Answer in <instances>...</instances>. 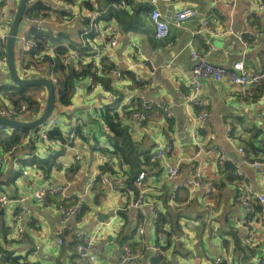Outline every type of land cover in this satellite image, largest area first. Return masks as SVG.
I'll use <instances>...</instances> for the list:
<instances>
[{"label":"crops","instance_id":"crops-1","mask_svg":"<svg viewBox=\"0 0 264 264\" xmlns=\"http://www.w3.org/2000/svg\"><path fill=\"white\" fill-rule=\"evenodd\" d=\"M90 1L93 4L96 0ZM258 1L264 2L173 0L159 3V9L170 26L169 35L163 40H157L152 35V25L148 20L149 4L143 0L127 1L130 6L126 9L129 12L136 10L138 13V31H123L110 55L106 53L102 57L123 72L122 80L108 75L109 87L117 94H113L100 82H92L89 77H82L76 80L69 103L56 101L53 111L57 116V124L53 127L60 129L63 136L70 138L72 142L67 146L51 139L46 142L32 132L27 145L8 152L3 142L5 136L12 132L8 129L0 131V192L11 198L25 197V203L31 211V221L25 225L23 234L18 236L14 218L16 203L12 201L8 207L0 208L3 210L0 214V251L17 257L21 262L24 260L35 264H115L121 254L122 244L119 240L124 237L125 243H129L137 255L135 264H152L156 258L153 256V247L156 246L164 264H215L217 256H223V261L219 264H245L256 257H264V202L255 201L253 213L246 218L247 225L253 231V237L250 251H245V259L237 251L234 252L233 242V235L236 233L241 244H245L244 228L237 223L244 215L243 207L236 200L237 194L241 190H249L252 195L264 193V167L250 166L236 151L238 146H243L250 152L252 159L264 161L262 150L257 156L255 150L246 144L251 137V131L257 130L259 132L253 143L257 148H264V116L259 115V112L264 110V83L258 88L248 86L244 94H239L238 88L226 79L218 82L205 80L202 95L208 99L206 108L209 115L204 125L195 120V108L178 96L179 90L186 92L188 87L189 70L193 62L189 55L191 48L207 53L208 59L215 64L230 66L234 61L242 60L249 70L255 71L262 67L264 17L260 20L259 17L253 16L251 19L254 28L258 27L261 21L259 40L243 47L237 39L245 29L244 17L249 10L256 8ZM59 4H51L58 18H67L71 13L77 12L76 8L72 10L70 6ZM75 4L82 14L88 15L92 11L87 9L81 0ZM144 6H148L146 12L143 10L146 20L141 18L139 12ZM187 7L195 9L197 16L177 24L174 21V13ZM14 10V4L6 9L7 20L13 17ZM203 19L207 21V25L197 33ZM20 26L19 31L26 34L33 29L30 24ZM5 28L6 22H0V31H5ZM42 28L52 35H60L62 44L72 42L79 47L84 41L81 36V24L76 17L61 23L46 21ZM214 32L220 34L214 35ZM78 50L81 53V61L92 56L83 54L81 49ZM143 59L151 61L152 66L140 64ZM77 61L73 63L75 66ZM136 75L142 82L135 81ZM9 82L7 67L0 65V84ZM257 91L261 94L255 98ZM45 94L44 89L36 92L35 99L41 108L44 106ZM119 94L123 97V104L125 103L121 121L123 125H127L129 135L137 147L138 159L144 162L147 157L146 164H143L139 172L146 168L150 170L142 185L146 204L139 218L133 209L127 207L129 200L139 193V188L133 181L136 194L130 189H125L123 181L129 173V167L121 163L116 154H112V140L115 139L110 140L107 137L111 132L99 113L97 114L100 108L112 102ZM140 96L145 100L169 106L171 118L166 120L162 111L154 108L145 112L146 120L143 125L136 126L126 112L130 109L142 110L140 100L135 99ZM0 97L13 105L1 93ZM78 126L84 138L77 134ZM231 126L233 130L230 133L231 130L227 128L231 129ZM25 136L26 133H21L16 143ZM195 142L203 147L197 159L194 158ZM167 143L171 145L172 150L158 161L149 162L152 150ZM61 149L63 152L56 156L60 168L53 165L48 177L36 165L23 163L31 156L46 158ZM219 153L235 164V170L241 172V176L234 174L235 179L221 189L215 185L222 177L220 164L217 162ZM76 154L81 156L80 161L75 164L76 169L71 172L62 168L60 163L70 162ZM176 161H180L179 174L175 179H170L165 168L168 163ZM102 165L111 169L106 170L104 174L120 180L117 187L96 183L87 188L91 176L103 173L100 170ZM22 168L28 169L26 178L25 175L19 174L13 179L12 173ZM196 169H199L205 178L213 180L215 189L210 195L203 193L199 187H176L177 183L190 179ZM44 184L65 187L62 195L48 198L49 206L32 199L33 191ZM95 195H98V204L93 203ZM166 195L169 217L177 222L179 230L175 226L171 231L166 224L165 232L158 235L155 241V225L152 223L154 214L150 206L155 205L156 212H164L162 197ZM77 199L82 202V210L83 205L87 209L69 219V229L63 230V242L58 245L56 231L62 224L58 206ZM256 206L259 210H255ZM98 212L108 215V218L97 220ZM138 227H142L141 233ZM75 229L95 234L94 262L79 259L74 255V251L68 248V243L73 240L72 231ZM168 233L171 237L169 243ZM63 244L66 245V250L60 255ZM56 259L59 261L56 262Z\"/></svg>","mask_w":264,"mask_h":264},{"label":"built area","instance_id":"built-area-1","mask_svg":"<svg viewBox=\"0 0 264 264\" xmlns=\"http://www.w3.org/2000/svg\"><path fill=\"white\" fill-rule=\"evenodd\" d=\"M37 1V0H28L27 5H30V2ZM43 5L44 9L40 10V14L38 16L31 15L27 9L24 10L20 25L30 24L32 25L33 29L36 31L43 30L42 24L46 21H53L55 23H61L63 21L69 20L71 17H76L81 24V36L84 39L83 43L79 44L77 49L70 48L67 46V52L61 56V62L64 65L68 63H74L76 60H80L81 53L79 48L84 47V45L88 46V53L92 56L88 57V59H83V61L90 62L91 65L96 69L97 73L101 74V60L102 57L106 55H110L111 50L117 45L119 36L122 35L123 30L119 27L118 23L113 20H106L100 18L99 15L102 11L114 7L116 9L126 8L130 6L127 0H118L111 3L106 4H98L97 1H93V10L88 14H82L79 10V7L75 3L67 2L65 0H39ZM149 4L148 9V20L152 25V35L157 40H163L168 37L170 32L169 23L164 18L163 14L159 9V3H167L173 0H143ZM18 0H1L0 4V22H6V30L0 31V47L2 43H5L7 31L9 29V25L11 23L12 17L6 19V9L14 4L16 7V3ZM52 2L63 4L67 7H71L72 10L76 8V13H71L66 17L58 18L56 13L54 12V6L51 8ZM59 4V5H60ZM27 8V7H26ZM73 12V11H72ZM197 11L193 8L187 7L183 8L174 13V21L178 24L184 22L186 20H190L197 16ZM253 16L262 18L264 17V2L258 1L256 4V8L254 10H249L247 15L244 17V27L245 29L242 30L240 35L237 36L239 42L243 45V47H248L253 42L259 40L261 35V21L259 26L254 28L251 23V19ZM261 20V19H260ZM201 27L196 31L199 33L201 28L207 25V21L205 19L201 20ZM19 25V27H21ZM226 32V31H225ZM220 33L214 32V35H219ZM88 35H91L90 37ZM17 39L18 44L15 47L14 51V58L18 72L21 76L25 78L29 77H48L50 80L56 84L57 78L51 72H48L42 64L33 65L29 63L32 60L39 59L43 54H48L51 57L54 56L53 48L48 47L45 51H39L34 49V41L31 37L30 32L28 34L22 33L21 31L17 32ZM137 53L139 51L137 49ZM88 55V54H87ZM189 55L192 59V65L189 70V82L186 92L178 91V96L182 97L193 106L196 110L195 113V120L199 121L203 125L206 124L208 118V99L201 95V91L203 89V85L205 80L210 79L215 82L221 81L226 79L233 85L234 87L238 88L239 94H244L246 92V88L248 86H252L255 88L260 87L264 83V62L260 69L258 70H249L245 63L242 60L235 61L230 66L214 64L209 61L207 57V53L198 52L196 49L191 48L189 51ZM142 65L152 66L151 61L147 59H143L140 63ZM0 65L7 67V57L6 53H0ZM107 75L113 76L118 80L123 79V72L120 71L117 66H112L106 71ZM91 79L90 76H88ZM136 82H142L137 75L134 77ZM116 97L114 98V100ZM135 99H139L140 103L142 104V110H134L130 112L129 118L133 119L136 126L140 127L143 125L144 121L146 120L145 112L150 109L158 108L162 111L166 120L171 118L172 112L169 106H166L160 102H156L153 100H145L142 96L135 97ZM113 100V101H114ZM125 104V103H124ZM123 97L122 100L119 102L117 111L122 113L123 110ZM25 103L20 104L18 107H14V105H10L9 102L3 101L0 97V117H9L19 120H28L32 118H27L25 115ZM41 112V110H40ZM39 112V113H40ZM38 113V114H39ZM37 114V115H38ZM260 116H264V110L259 112ZM57 124V116L54 115V111L48 117L46 121H44L36 131H29L26 136L21 139L20 142L13 143L8 152H13L18 150L20 147L27 145L32 137L31 133L35 132L37 137L44 141H49L47 137V131ZM230 130V127L227 128ZM3 130V127L0 125V131ZM64 146H67L65 143ZM195 154L194 158H198L201 155V151L203 149L200 143L195 142ZM218 151L219 149L216 148ZM172 150V147L169 143L165 146L156 147L152 150V153L149 156V162H155L161 159L163 156L167 155ZM236 151L241 156V158L250 166L254 168H261L264 167V161L260 159H252L250 156V152L244 148L243 146H238ZM81 159L80 154H76L70 162H61L62 168L68 169L71 166L78 163ZM227 161V158L222 154L219 153L217 162L219 164ZM180 169V161L171 162L166 165V174L170 179H175L179 174ZM150 172L149 169H144L138 173L134 180V184L139 188V193L136 197L129 200L127 203V207L131 208L135 211L136 217L139 218L140 214L143 211V206L146 204L145 200V190L143 185V181L146 178V174ZM22 173H25V178L28 174L27 168H22L20 170V176ZM234 174L236 176H241V172L236 169L234 170ZM264 177V171L262 173ZM24 177V176H23ZM22 177V178H23ZM120 180L114 178H110L109 175L100 173L94 174L90 177L87 188L93 187L96 183H100L102 185H108L112 188L117 187V183ZM199 187L202 189L203 193L206 195H210L215 187L213 184V180L205 178L203 173L196 169L195 173L190 179L185 180L184 182L177 183L176 187ZM65 188V187H64ZM64 188L62 186L53 185V184H44L36 188L32 193V199L40 204L49 206L48 198L50 196H57L62 195ZM236 200L238 203L243 207L244 215L241 220H238L237 223L240 224L244 228L243 234V242L250 246L252 245V237L253 231L249 228L248 221L246 218L253 213L254 210V202L257 201L259 203L264 202V193L260 194H250L249 190H241L237 196ZM14 201L17 206V210L15 212L14 218L16 220L15 224V231L18 236H21L24 232V227L31 221V211L27 207L25 203V197L17 196L14 198L9 197L6 193L0 192V208H6L9 204ZM153 219L152 223L155 225L156 223V207L155 205L150 206ZM58 210L62 217V224L61 227L56 231L57 235V243L61 245L62 235L64 229H69V219L72 216L80 214L82 210V202L80 199L73 200L71 202H67L65 204H61L58 206ZM14 231V226H13ZM138 231L142 232V227H138ZM73 237L75 239V250L78 254L79 259H85L88 262H94L96 260V252L94 248L95 243V234H91L85 230L75 229L72 231ZM35 254V252H34ZM159 248L153 247V256L159 257L160 256ZM3 253L0 252V264H12L3 262L1 256ZM137 255L131 250L130 246L127 243L122 244L121 246V254L119 259L115 264H135L137 263ZM223 261V256H217L215 258V264H219ZM245 264H264V257H256L254 260L246 262Z\"/></svg>","mask_w":264,"mask_h":264},{"label":"trees","instance_id":"trees-1","mask_svg":"<svg viewBox=\"0 0 264 264\" xmlns=\"http://www.w3.org/2000/svg\"><path fill=\"white\" fill-rule=\"evenodd\" d=\"M65 1L75 3L77 0H65ZM96 1L98 2V4H106V3L114 2L111 0H96ZM81 3H83L86 6V8L89 10H93L94 8L90 0H81ZM0 4H1V0H0ZM44 8H45L44 5L39 0H37V1L30 2V5H28L26 9L31 15L38 16L40 14V10ZM147 8L148 6L141 7L140 11L144 10V12H146ZM62 12H64V10H62ZM99 17L106 19V20H110V19L115 20L118 23L119 27L124 32H127L129 30L136 32L138 31V28H139L138 25L140 23V20L138 18V13L136 10L129 12V10L126 8L116 9L114 7H110L102 11ZM30 34L35 44L34 45L35 50L45 51L48 47H52L53 45H55L53 48L54 50L53 57H51L48 54H43L39 59L32 60L29 63L33 65L42 64L43 66H45L48 72H51L53 75L56 76L57 83L55 84V92H56L57 102L63 103V104L69 103L73 95L76 80L82 77H88V76L91 77L92 82H100L104 85L106 89L111 90L113 94H117L116 91L112 90L109 87V78L106 73V71L113 66L112 64L102 59L101 60L102 61L101 62L102 63L101 74L97 73L96 69L91 65L90 62H86L83 60L82 61L78 60L76 66L73 63L72 64L68 63L67 65H64L61 62V56L67 52L68 50L67 46L77 49L76 44L74 45L72 44V42H69L67 44H62L60 42V40L62 39L60 35H52L49 31H45V30L36 31L35 29H31ZM88 36L90 37L91 35H88ZM88 49L89 48L87 45H84V47H81V50L84 51L83 54L90 55L87 52ZM0 53H5V43L1 44ZM41 89H43V87L39 85L15 86L12 83L0 84V93L5 98H7L9 101H11L14 107H18L20 104L25 103V108H26L25 116L27 118H32V117L35 118L37 114L40 112V110L43 109L40 107L37 100L35 99L36 92ZM260 94L261 92L257 91L254 97L255 98L259 97ZM121 100H122V95L119 94L114 101L100 108L97 114L99 113V116L103 120L106 127L109 129V132H111V134L117 138L115 140H112L113 146H114L112 154H116L119 157L121 163H125L129 167V173L126 175L123 181V185L125 189H130L132 192L136 194V188L134 187L133 181L135 180L134 178H136V175L141 170L143 164L144 163L146 164L147 157L145 158L144 162H141L138 159L139 153H138L137 147L129 135L127 125H123V122L121 121L123 110H122L121 115H119L117 111L118 104ZM133 111L134 109H130L129 111L126 112V114L127 113L130 114V112H133ZM35 130L14 128L12 133H10V135L8 134L5 136V139L3 142L4 147L6 149H9L10 146L19 139L21 133L27 134V132L35 131ZM230 130H231L230 131L231 133L233 130V127ZM76 132L80 137L84 138L82 132H80L79 126L76 127ZM258 132L259 131L257 130L251 131V137L248 139V141H246L247 142L246 144L250 148L255 150V153L257 156H258V153H260L259 152L260 150H262V154L264 155V148H261V147L257 148L253 143V139L257 136ZM47 137L48 139L60 142L62 145H64L65 143L68 145L72 142L70 141V138H65L63 136L60 129H57L55 127H52L47 131ZM62 152H63V149L55 152L54 154L46 158H41L38 156H31L27 161H23V163L24 164L29 163V164L36 165L38 168H40L43 171L44 175L48 177L49 172L53 165L60 168V166L56 162V156L61 154ZM257 158H260V157H257ZM76 166L77 165H73L70 168H68V170H71V172H73L76 169ZM219 167L221 168L222 177L219 180V182L215 183V185L218 189H221L225 185H227L228 183H231L235 179V175H234L235 164L230 161H227V162L221 163ZM100 170L101 172L104 173L106 170H111V169L107 165H102L100 166ZM19 174H20V170H16L14 173H12V178L13 179L17 178ZM95 196L96 197L93 198L94 200L93 203L98 204V200H97L98 195H95ZM167 197L168 195L162 197L165 211L155 212L157 213L156 214L157 220L155 223V241L158 235L165 232L164 227L166 224L169 225L171 231L175 228V226L177 230H179L177 222L169 217V214H170V211L168 210L169 206L166 204ZM86 209L87 207L83 205L82 211ZM255 210H259V207L256 206ZM0 225H1V216H0ZM233 237H234L233 238L234 239L233 241L234 242V252L237 251L238 253L242 255L243 259H245L246 258L245 251L247 252L250 251L251 249L250 246L243 244V243L242 245L236 233H234ZM125 239L126 238L122 237L119 240L120 244H124ZM167 239L169 243L171 239L170 233L167 234ZM74 244H75V239L73 237V240L70 243H68V248L70 250H73L74 255L77 257L78 254L76 253ZM127 244L129 245V243ZM130 248L132 250L131 246ZM65 250H66V245L63 244L61 247L60 255H62ZM3 255H4L3 262L10 261L12 264H35V263H30L24 260L21 262L19 261L17 257H11L8 253H3ZM58 261L59 259H56V262ZM152 264H164V263L161 261V257L159 256L153 259Z\"/></svg>","mask_w":264,"mask_h":264},{"label":"water","instance_id":"water-1","mask_svg":"<svg viewBox=\"0 0 264 264\" xmlns=\"http://www.w3.org/2000/svg\"><path fill=\"white\" fill-rule=\"evenodd\" d=\"M28 0H18L12 17V21L9 25L7 31L6 40H5V53L7 57V69L9 74V83L14 84L15 86H29V85H39L42 86L45 90V103L41 112L32 119L28 120H19L9 117H0V125L3 129L9 128H22L28 130H37L39 126L48 119L52 114L54 108L56 107V92L55 84L48 77H23L17 70L14 51L15 47L18 44L17 32L19 25L22 19L24 10L26 9ZM118 1V0H111ZM35 130V131H36ZM107 137L110 139H116L113 135L108 134ZM3 210L0 209V214ZM97 220L103 221L108 218V215L101 212L97 213Z\"/></svg>","mask_w":264,"mask_h":264},{"label":"rangeland","instance_id":"rangeland-1","mask_svg":"<svg viewBox=\"0 0 264 264\" xmlns=\"http://www.w3.org/2000/svg\"><path fill=\"white\" fill-rule=\"evenodd\" d=\"M77 2H78V0H77L75 3H77ZM140 15H141V18H142L143 20H146V19H147V18L145 17V13H144L143 11H140ZM209 61H210V60H209ZM237 61H238V60H237ZM234 62H235V61H234ZM234 62H233V63H234ZM212 63H213V62H212ZM233 63H232V64H233ZM214 64H215V63H214ZM232 64H231V65H232ZM201 95H202V91H201ZM202 96H203V95H202ZM44 103H45V101H44ZM44 103H43V104H44ZM6 129H8L10 132H12L14 128H9V127H7ZM3 257H4V255L1 256V259H2V260H4ZM8 262H9V261H8Z\"/></svg>","mask_w":264,"mask_h":264},{"label":"bare ground","instance_id":"bare-ground-1","mask_svg":"<svg viewBox=\"0 0 264 264\" xmlns=\"http://www.w3.org/2000/svg\"><path fill=\"white\" fill-rule=\"evenodd\" d=\"M101 65H102V63H101ZM22 175H25V173H22Z\"/></svg>","mask_w":264,"mask_h":264}]
</instances>
